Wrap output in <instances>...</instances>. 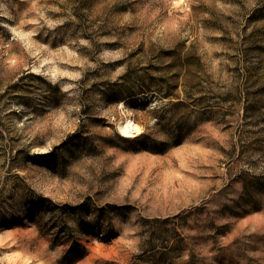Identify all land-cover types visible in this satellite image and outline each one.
Masks as SVG:
<instances>
[{"label": "rangeland", "instance_id": "1", "mask_svg": "<svg viewBox=\"0 0 264 264\" xmlns=\"http://www.w3.org/2000/svg\"><path fill=\"white\" fill-rule=\"evenodd\" d=\"M0 264H264V0H0Z\"/></svg>", "mask_w": 264, "mask_h": 264}, {"label": "bare ground", "instance_id": "2", "mask_svg": "<svg viewBox=\"0 0 264 264\" xmlns=\"http://www.w3.org/2000/svg\"><path fill=\"white\" fill-rule=\"evenodd\" d=\"M116 129L125 137H134V135H137L141 131L140 126L130 117L118 120Z\"/></svg>", "mask_w": 264, "mask_h": 264}]
</instances>
